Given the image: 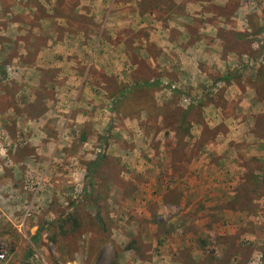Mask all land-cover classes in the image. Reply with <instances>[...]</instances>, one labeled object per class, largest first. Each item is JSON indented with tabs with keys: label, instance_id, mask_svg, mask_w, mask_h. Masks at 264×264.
<instances>
[{
	"label": "rangeland",
	"instance_id": "rangeland-1",
	"mask_svg": "<svg viewBox=\"0 0 264 264\" xmlns=\"http://www.w3.org/2000/svg\"><path fill=\"white\" fill-rule=\"evenodd\" d=\"M0 249L263 264L264 0H0Z\"/></svg>",
	"mask_w": 264,
	"mask_h": 264
},
{
	"label": "trees",
	"instance_id": "trees-1",
	"mask_svg": "<svg viewBox=\"0 0 264 264\" xmlns=\"http://www.w3.org/2000/svg\"><path fill=\"white\" fill-rule=\"evenodd\" d=\"M228 79L227 78H223V81H227ZM155 86H158V87H160L161 86V84L160 83H156L155 84ZM143 88H148V89H150V88H152V85L151 84H149V83H142V84H138V83H136V84H134L133 86H130V87H127V88H124V89H122L121 90V92H119V95H118V97H117V99H116V102H115V108H116V110H118L119 109V106L123 103V101L125 100V98L129 95V94H131L133 91H135V90H140V89H143ZM153 105V104H152ZM154 106V105H153ZM152 107V106H151ZM157 111V113H155V112H149V115L150 116H157V115H162L163 114V111L161 110V109H157L156 110ZM188 115V111H185L184 113H183V119L184 118H186V116ZM38 238V236H36V239ZM263 264H264V261H263Z\"/></svg>",
	"mask_w": 264,
	"mask_h": 264
},
{
	"label": "built area",
	"instance_id": "built-area-1",
	"mask_svg": "<svg viewBox=\"0 0 264 264\" xmlns=\"http://www.w3.org/2000/svg\"><path fill=\"white\" fill-rule=\"evenodd\" d=\"M6 259V254L2 249H0V262H4Z\"/></svg>",
	"mask_w": 264,
	"mask_h": 264
},
{
	"label": "crops",
	"instance_id": "crops-1",
	"mask_svg": "<svg viewBox=\"0 0 264 264\" xmlns=\"http://www.w3.org/2000/svg\"><path fill=\"white\" fill-rule=\"evenodd\" d=\"M52 11H53V9H52ZM179 43H180V42H179ZM158 83H159V82H158ZM161 85H163V84H161ZM158 109H160V108H158ZM156 118H157V119H160V120H162V121H163L164 119H166V118L164 117V113H163L162 115H157Z\"/></svg>",
	"mask_w": 264,
	"mask_h": 264
}]
</instances>
